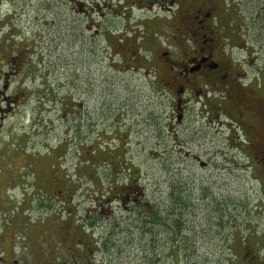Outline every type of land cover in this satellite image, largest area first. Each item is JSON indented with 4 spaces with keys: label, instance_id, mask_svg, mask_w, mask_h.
Returning a JSON list of instances; mask_svg holds the SVG:
<instances>
[{
    "label": "rangeland",
    "instance_id": "374dc122",
    "mask_svg": "<svg viewBox=\"0 0 264 264\" xmlns=\"http://www.w3.org/2000/svg\"><path fill=\"white\" fill-rule=\"evenodd\" d=\"M234 3L231 82L264 91V0ZM177 15L169 0H0V246L52 237L70 210L136 177L149 205L132 215L114 203L108 249L125 247L109 264H157L160 237L161 264H264V155L244 147L264 120L207 77L170 86L164 53L199 41L184 42ZM148 213L160 216L155 231Z\"/></svg>",
    "mask_w": 264,
    "mask_h": 264
},
{
    "label": "flooded vegetation",
    "instance_id": "af4514ba",
    "mask_svg": "<svg viewBox=\"0 0 264 264\" xmlns=\"http://www.w3.org/2000/svg\"><path fill=\"white\" fill-rule=\"evenodd\" d=\"M163 1L165 0H157L160 3ZM169 2L173 6L175 4L181 6L183 16L177 15L176 20H183L185 23V29L183 30L184 42L189 38H199V41L193 40L192 48L190 46L184 48L178 46L181 51L179 58H172L169 51L164 53L166 56L164 68H167L170 86L175 87L179 80L184 78L180 85V90L183 91L186 86H192L193 82L189 78L192 74L209 78L211 84L218 88H220L218 83L221 81L229 83V86L233 87L231 93H234L235 100H238L235 105L238 106L239 103L244 105L246 101L247 107L249 105L251 111H255V114L264 120V92L259 91L258 86L252 89L236 88V83L231 82V64L234 60L225 48L233 39L230 35L231 32H227L226 29L233 26L231 18L235 15L232 16L229 11L232 9L236 11L238 8L237 3H234V0H169ZM191 25L193 30H191ZM176 35V41L181 42L182 31H179L178 34L176 32ZM208 36L210 38L206 40ZM215 43L218 46H215ZM134 58H137V56H134ZM134 60L138 61V59ZM154 73L157 75L156 71ZM177 99L178 102L184 100L179 96ZM184 106L177 103L174 108L175 113L180 114V118L184 115ZM239 115L242 118L246 113L237 111V116ZM261 125L262 129L260 131H256V126L251 127L254 135H256V132L261 135L258 136L257 141H250V144L244 145L245 150L254 156L257 153L252 150L253 147H256L261 155H264V121L261 122ZM112 135L117 136L118 134L112 133ZM115 151H108V185L110 186L113 182V155L116 154L120 157L124 155L123 153L120 154L121 149ZM115 174L114 177L118 179L120 173ZM135 180L136 177H132L128 182L120 185L121 192L116 194L114 198L109 196L102 200L101 196V199L96 203L94 202L95 204L92 203L91 207L81 209V213L78 212L79 209H75L74 212L70 210L68 215L59 221L57 232L53 234L57 235L56 239L61 247L59 252L57 249L56 251L53 249L50 251L49 245L55 239L53 235L49 237L47 234L48 229H42L35 235L24 234V237L22 236L24 240L18 243L11 241L8 246H0V264H109L112 255L120 253L121 249L125 247L121 245L119 248L116 246V248L110 247L108 249V228H110L108 218L118 219L113 212L114 203L117 208L122 207L126 212L133 213L132 215H135L134 212L138 211L140 207L149 205L145 198L144 188L135 183ZM121 218L123 217L121 216ZM135 220H139V218ZM171 229L175 230L173 226H171ZM42 232L43 235H41ZM112 232L110 231V233ZM34 237L37 238L34 239ZM4 240L5 238L1 241ZM33 241H35V246ZM154 242L155 238L152 237L147 243L154 244ZM157 242L158 245L153 246L150 251L156 252L157 264H161L159 253L163 248V238L160 237ZM170 243L173 244L172 239H170ZM149 247V245H142L141 250L145 251ZM154 248L157 250L154 251ZM169 252H175V248H169ZM119 263L123 264L124 262L119 260ZM140 264L154 263L144 258Z\"/></svg>",
    "mask_w": 264,
    "mask_h": 264
},
{
    "label": "trees",
    "instance_id": "16d2710c",
    "mask_svg": "<svg viewBox=\"0 0 264 264\" xmlns=\"http://www.w3.org/2000/svg\"><path fill=\"white\" fill-rule=\"evenodd\" d=\"M237 11V12H236ZM236 11H234L233 9L232 10H230L229 12H230V14L233 16V15H235L234 17H232L231 18V23H232V28H234L237 24H239V22L237 21L238 20V18L241 16V12L238 10V8L236 9ZM232 28L231 29H226V31L227 32H232ZM233 59V58H232ZM153 73H154V71H153ZM207 82V81H206ZM255 82H257V81H255ZM208 83H210V85H212L211 84V82H208ZM220 84L222 85V90H223V92L225 93V94H230L233 90H231V89H233V87H230V86H227L226 87V85L225 84H223V82L221 81L220 83H218V86H220ZM257 85H250L249 86V88L250 89H252V88H255ZM261 86V85H260ZM212 87L213 88H217V87H215L214 85H212ZM220 88H221V86H220ZM236 88H242V89H245L243 86H242V84H240L239 83V85H237V87ZM231 90V91H230ZM258 90L259 91H261L262 89H260L259 87H258ZM262 92H264V91H262ZM232 95H235L234 93H231ZM233 96H231V99L230 100H233ZM249 166H251V167H254V165L253 164H250ZM263 169H264V166L262 167ZM159 207V206H158ZM152 209H153V207H152ZM154 210H155V208H154ZM157 211H162V209L161 208H159V209H157ZM156 214H158L159 215V213H157L156 212ZM156 214H154L153 213V215L151 216V215H149V213L147 214V219H148V222H150L151 224H152V226H153V229H154V231H155V227L157 226V228L159 227L158 226V222H160V224H161V220H160V216H157ZM142 216V215H141ZM140 216V217H141ZM139 217V220H141L142 218H140ZM138 220V221H139ZM178 228H179V226H178ZM143 229H145V230H147V231H149L150 229H147V227H144ZM150 231H153V230H150ZM151 236V235H150ZM151 237H153V236H151ZM179 255H180V253H178V257H179Z\"/></svg>",
    "mask_w": 264,
    "mask_h": 264
}]
</instances>
